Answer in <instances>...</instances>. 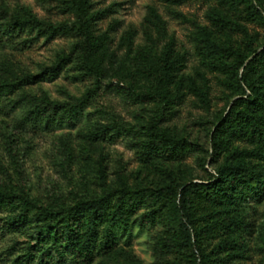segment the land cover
<instances>
[{"label": "rangeland", "instance_id": "obj_1", "mask_svg": "<svg viewBox=\"0 0 264 264\" xmlns=\"http://www.w3.org/2000/svg\"><path fill=\"white\" fill-rule=\"evenodd\" d=\"M93 9L104 12L97 20L96 32L107 31L111 56L104 59L105 71L99 78L84 73L76 53L52 80L40 76L62 53L68 54L77 39L73 31L61 28L73 15L63 0H0L7 14L0 19V77L9 72L36 76L32 83L0 95V187L15 193L25 192L39 207L56 203L69 206L80 198L94 197L125 184L131 190H154L163 186L164 170L178 168L179 181H201L203 168L214 173L210 162L211 133L235 99L223 83L225 73L205 64L197 47L198 33L206 28L216 40H232L239 45L243 32L234 22L255 34L253 45L264 43V24L245 15H235L224 23L213 19V8L227 12L219 0H92ZM154 9L164 22V33L145 21ZM24 10L58 29L46 34L24 25L14 32L5 28L12 15L26 16ZM133 29L128 48L122 36ZM145 31L150 33L151 39ZM49 35V36H48ZM172 40L175 52L185 56L178 75L208 86V104L187 88L178 104H163L159 99L137 95V90L154 91L156 80L135 71L142 54L157 60L165 44ZM29 95L67 101L86 95L78 115L54 120L25 116ZM155 121L190 144L191 152L177 164H149L141 160L139 149L146 124ZM120 124L125 129L96 133L102 125ZM239 148L250 147L235 141ZM218 160L221 161L222 155ZM158 204V203H157ZM157 204L155 207L157 208ZM251 232L244 237L246 258L235 264H264V196L244 204ZM140 205L130 218L127 230H116L113 251L97 253L90 264H168L173 255L158 249L157 242L167 230L161 211L152 221L141 223L137 216L147 211ZM36 209L30 208L29 215ZM9 209H0V264H11L27 244L36 241L39 222L23 225L7 223ZM70 264V263H65Z\"/></svg>", "mask_w": 264, "mask_h": 264}, {"label": "trees", "instance_id": "obj_2", "mask_svg": "<svg viewBox=\"0 0 264 264\" xmlns=\"http://www.w3.org/2000/svg\"><path fill=\"white\" fill-rule=\"evenodd\" d=\"M73 15L71 23L60 25L73 31L77 39L68 54L62 53L56 61L43 68L40 76L52 80L76 53L84 73L99 78L103 75L104 59L111 56L110 36L107 31L96 32V22L104 12L93 9L92 0H63ZM227 12L213 8L211 17L233 22V16L245 15L250 20L264 24V0H219ZM21 18L12 15L5 28L14 32L24 25L52 34L57 26L37 19L27 10ZM7 14L0 5V19ZM145 21L157 26L164 33V22L154 9H150ZM244 34L239 45L232 40L218 41L205 27L198 33L197 47L207 66L225 73L223 83L235 96L226 113L218 120L211 133V173L203 168L205 178L201 181H179L178 168L164 170L163 186L154 190H131L125 184L103 194L80 198L64 206L56 203L39 207L27 193H15L0 187V209L8 208L7 223L20 226L26 221L39 222L36 241L27 244L23 253L11 264H90L97 253L113 251L116 230H127L130 218L143 205L148 210L137 216L143 223L152 221L155 210L161 211L167 230L158 242V249L173 255L168 264H235L246 258L248 246L244 237L251 232L244 204L264 196V43L253 45L255 34L238 22H234ZM133 29L125 32L122 40L129 48ZM145 34L151 39L150 33ZM49 36V35H48ZM169 40L157 60L142 54L135 71L148 80L153 77L157 87L133 93L159 99L163 104H178L187 88L208 104V86L198 85L192 78L185 80L178 73L184 66L185 56L175 52ZM36 80L31 74L18 75L9 72L0 77V95L20 89ZM30 103L25 116L56 119L66 115L72 118L86 104V95L72 97L67 101H55L46 96L29 95ZM127 130L120 124L102 125L99 135L106 132ZM139 149L141 160L153 164L179 165L191 152L190 144L183 136H177L155 121L146 124ZM118 133V132H117ZM235 141L246 142L250 147L239 148ZM222 155L221 161L218 156ZM158 203V204H157ZM157 204V208L155 205ZM30 208L36 209L29 215Z\"/></svg>", "mask_w": 264, "mask_h": 264}]
</instances>
